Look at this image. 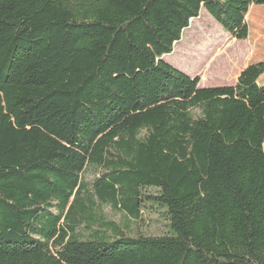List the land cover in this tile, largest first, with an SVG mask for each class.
Here are the masks:
<instances>
[{"label": "trees", "instance_id": "1", "mask_svg": "<svg viewBox=\"0 0 264 264\" xmlns=\"http://www.w3.org/2000/svg\"><path fill=\"white\" fill-rule=\"evenodd\" d=\"M252 5L0 0V264H264V62L200 87L164 59L202 10L248 39ZM148 202L165 233L102 209Z\"/></svg>", "mask_w": 264, "mask_h": 264}, {"label": "rangeland", "instance_id": "2", "mask_svg": "<svg viewBox=\"0 0 264 264\" xmlns=\"http://www.w3.org/2000/svg\"><path fill=\"white\" fill-rule=\"evenodd\" d=\"M250 10L252 14L249 19L246 16L249 25L248 39L231 38L208 12L202 10L200 17L192 20L189 28L184 31L182 39L174 46V51L164 59L189 76L199 77L200 87L236 84L240 73L249 64L264 62V5H252ZM259 83L264 85V73L259 78ZM97 175V170L89 166L83 177L91 184ZM147 204L151 210H144L143 219L138 221L109 205H104L102 209L108 218L121 224L128 223L130 234L165 233L169 221L160 212V205L157 202ZM118 238L119 236H111L108 240L115 241Z\"/></svg>", "mask_w": 264, "mask_h": 264}]
</instances>
